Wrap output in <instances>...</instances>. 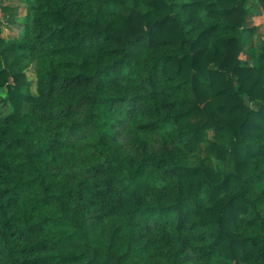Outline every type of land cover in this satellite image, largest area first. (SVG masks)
Returning <instances> with one entry per match:
<instances>
[{
    "label": "trees",
    "instance_id": "trees-1",
    "mask_svg": "<svg viewBox=\"0 0 264 264\" xmlns=\"http://www.w3.org/2000/svg\"><path fill=\"white\" fill-rule=\"evenodd\" d=\"M25 2L0 37V264H264L248 0Z\"/></svg>",
    "mask_w": 264,
    "mask_h": 264
},
{
    "label": "rangeland",
    "instance_id": "rangeland-1",
    "mask_svg": "<svg viewBox=\"0 0 264 264\" xmlns=\"http://www.w3.org/2000/svg\"><path fill=\"white\" fill-rule=\"evenodd\" d=\"M259 2V0H248V4L249 5H256V8L258 6V4L256 3ZM9 5L11 7H13L14 9L17 10V18L13 23H8L6 20L2 19L4 17L3 13H2V8L3 5ZM25 0H14L11 1L9 3H3L0 2V37L5 38V39H16V38H20L23 36V34L26 32V23H25V19L28 17L29 13H30V7H27ZM258 25V27L255 30V34L253 37L252 32H243L245 37H250V39L252 38L253 42L249 41L247 42V45L245 47V51H247V47L252 46V49L255 52V55H258L261 51H262V47L264 46V17H257L256 19H249L248 21V30H253L254 27ZM251 30V31H252ZM257 39L256 44L254 45V41ZM251 43H253V45H251ZM249 51V50H248ZM249 57L250 56L249 53L247 52H243V54L241 55V59H243L244 61L247 62L248 65L254 66V58L252 57V60L249 61ZM247 58V59H246ZM37 61L36 59L29 60L28 65H27V69H26V75L28 78V85H27V91L30 92L31 94L37 96L38 95V91H37V83H38V78L36 75V70H37ZM7 96V89H1L0 90V101L1 99L6 98ZM12 112V107L8 104V105H0V116H7L8 114H10ZM211 133V132H210ZM199 155L202 158L207 157L204 146L201 145L200 146V150H199ZM214 165L217 168L220 169H224V165L222 162H219L217 160H214Z\"/></svg>",
    "mask_w": 264,
    "mask_h": 264
},
{
    "label": "crops",
    "instance_id": "crops-1",
    "mask_svg": "<svg viewBox=\"0 0 264 264\" xmlns=\"http://www.w3.org/2000/svg\"><path fill=\"white\" fill-rule=\"evenodd\" d=\"M256 3L258 4L257 8H256V5H249V4H247L248 9L250 10V17H249V19H251V18L256 19L257 17H261V16L264 17V13L262 11V8H261L260 3L257 2V1H256ZM257 27H258V25H256L253 30L251 29L252 30V34H253V37H254V34H255L254 32H255V30H256ZM250 41L253 42L252 38L250 39ZM256 41H257V39L254 41V45L256 44ZM251 45H253V43H251ZM250 48H252V46L247 47V49H246L247 51H245V52L249 53L248 50ZM248 60L251 61L252 60V57H249Z\"/></svg>",
    "mask_w": 264,
    "mask_h": 264
}]
</instances>
